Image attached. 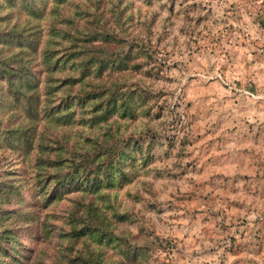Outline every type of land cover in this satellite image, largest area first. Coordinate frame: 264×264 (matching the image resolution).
I'll return each instance as SVG.
<instances>
[{
	"label": "rangeland",
	"instance_id": "rangeland-1",
	"mask_svg": "<svg viewBox=\"0 0 264 264\" xmlns=\"http://www.w3.org/2000/svg\"><path fill=\"white\" fill-rule=\"evenodd\" d=\"M91 2L100 26L145 51L118 75L153 94L147 113L122 127L147 131L149 159L123 185L50 199L39 191L35 153L0 149V182L20 192L0 203L14 215V256L24 264L95 259L98 243L70 234L73 217L95 214L146 249L141 261L127 260L105 242L100 258L110 264H264V0H78Z\"/></svg>",
	"mask_w": 264,
	"mask_h": 264
},
{
	"label": "trees",
	"instance_id": "trees-1",
	"mask_svg": "<svg viewBox=\"0 0 264 264\" xmlns=\"http://www.w3.org/2000/svg\"><path fill=\"white\" fill-rule=\"evenodd\" d=\"M100 23L102 13L93 2L84 7L78 0H0V149L35 153L31 166L45 198L69 191L95 196L131 181L149 159L143 148L147 131L136 135L122 127L147 113L153 94L127 86L118 75L139 66L137 57L145 51L118 36L113 25ZM19 193L16 184L0 182V203ZM9 212L0 206V255L7 264H24L13 254L17 238ZM98 217H73L71 236L92 238L98 249L95 259L82 255L71 263L110 264L100 258L105 242L121 246L125 259L141 261L146 249L129 245Z\"/></svg>",
	"mask_w": 264,
	"mask_h": 264
}]
</instances>
